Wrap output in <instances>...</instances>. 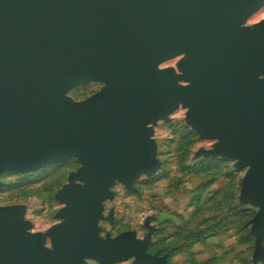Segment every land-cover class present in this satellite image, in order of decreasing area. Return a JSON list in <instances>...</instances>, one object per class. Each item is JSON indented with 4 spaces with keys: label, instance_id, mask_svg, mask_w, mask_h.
Listing matches in <instances>:
<instances>
[{
    "label": "water",
    "instance_id": "obj_1",
    "mask_svg": "<svg viewBox=\"0 0 264 264\" xmlns=\"http://www.w3.org/2000/svg\"><path fill=\"white\" fill-rule=\"evenodd\" d=\"M264 0H0V175L77 157L47 238L19 206L0 207V264H168L148 252L154 226L101 234L114 183L160 166L159 120L184 107L215 140L205 155L247 167L241 202L259 207L253 263L264 261ZM179 57L176 67H160ZM102 87L82 100L68 91ZM0 181V186H1Z\"/></svg>",
    "mask_w": 264,
    "mask_h": 264
},
{
    "label": "rangeland",
    "instance_id": "obj_2",
    "mask_svg": "<svg viewBox=\"0 0 264 264\" xmlns=\"http://www.w3.org/2000/svg\"><path fill=\"white\" fill-rule=\"evenodd\" d=\"M262 19L264 6L245 25ZM178 59H169L160 67H176ZM101 87L102 83L91 81L75 86L68 94L82 100ZM186 111L180 107L169 121L159 120L155 126L153 139L160 161L156 173L142 175L134 191L114 183V197L104 202V213L113 210V220L100 221L101 234L131 231L143 238L152 225L148 251L166 255L169 264H254L251 220L259 207L242 203L240 198L247 167H237L236 159L205 155L202 150L212 148L215 140L200 137L186 122ZM80 165L77 157H69L27 172H3L0 207H21L27 230L47 238L50 246L47 231L61 221L56 214L65 205L56 194ZM198 230L207 235L200 243L192 237Z\"/></svg>",
    "mask_w": 264,
    "mask_h": 264
},
{
    "label": "trees",
    "instance_id": "obj_3",
    "mask_svg": "<svg viewBox=\"0 0 264 264\" xmlns=\"http://www.w3.org/2000/svg\"><path fill=\"white\" fill-rule=\"evenodd\" d=\"M209 236V235H208ZM192 237H194V242H200V241H204L207 237V235H205L204 231H195L192 234ZM209 261H203V262H198L197 264H209Z\"/></svg>",
    "mask_w": 264,
    "mask_h": 264
},
{
    "label": "crops",
    "instance_id": "obj_4",
    "mask_svg": "<svg viewBox=\"0 0 264 264\" xmlns=\"http://www.w3.org/2000/svg\"><path fill=\"white\" fill-rule=\"evenodd\" d=\"M200 243V242H199ZM198 251H200V249H198ZM130 260V259H129ZM129 260H127V261H129ZM132 261H133V259L131 260V262H130V264L132 263ZM235 261V260H234ZM123 262H126V261H123ZM123 262H120V263H118V264H121V263H123ZM95 264H97L96 262H94ZM169 264V263H168ZM238 264H242L241 262H239L238 261Z\"/></svg>",
    "mask_w": 264,
    "mask_h": 264
},
{
    "label": "flooded vegetation",
    "instance_id": "obj_5",
    "mask_svg": "<svg viewBox=\"0 0 264 264\" xmlns=\"http://www.w3.org/2000/svg\"><path fill=\"white\" fill-rule=\"evenodd\" d=\"M149 252V251H148Z\"/></svg>",
    "mask_w": 264,
    "mask_h": 264
}]
</instances>
